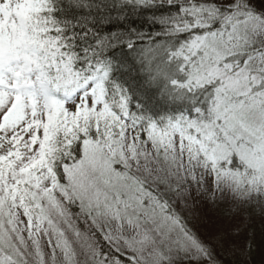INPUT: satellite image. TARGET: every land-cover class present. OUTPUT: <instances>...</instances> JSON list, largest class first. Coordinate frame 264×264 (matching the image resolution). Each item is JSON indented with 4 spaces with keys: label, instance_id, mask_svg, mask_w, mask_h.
<instances>
[{
    "label": "snow or ice",
    "instance_id": "snow-or-ice-1",
    "mask_svg": "<svg viewBox=\"0 0 264 264\" xmlns=\"http://www.w3.org/2000/svg\"><path fill=\"white\" fill-rule=\"evenodd\" d=\"M0 264H264V0H0Z\"/></svg>",
    "mask_w": 264,
    "mask_h": 264
}]
</instances>
